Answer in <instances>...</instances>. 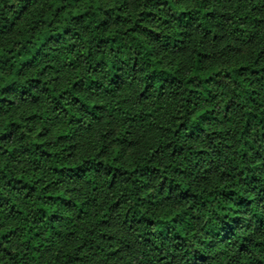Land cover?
Instances as JSON below:
<instances>
[{"label":"clouds","instance_id":"1","mask_svg":"<svg viewBox=\"0 0 264 264\" xmlns=\"http://www.w3.org/2000/svg\"><path fill=\"white\" fill-rule=\"evenodd\" d=\"M0 264H264V0H0Z\"/></svg>","mask_w":264,"mask_h":264}]
</instances>
